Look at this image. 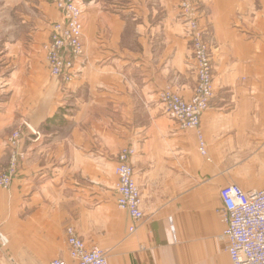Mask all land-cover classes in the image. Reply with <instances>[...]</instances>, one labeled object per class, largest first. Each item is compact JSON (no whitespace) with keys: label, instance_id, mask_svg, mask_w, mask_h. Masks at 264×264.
<instances>
[{"label":"crops","instance_id":"obj_1","mask_svg":"<svg viewBox=\"0 0 264 264\" xmlns=\"http://www.w3.org/2000/svg\"><path fill=\"white\" fill-rule=\"evenodd\" d=\"M81 1L84 55L66 80L43 47L61 17L52 1L0 0V175L17 154L0 186V264H72L70 226L110 264H233L220 191L264 188V0H194L213 64L206 156L162 101L197 84L180 0ZM124 147L144 211L132 233L117 204Z\"/></svg>","mask_w":264,"mask_h":264},{"label":"built area","instance_id":"obj_2","mask_svg":"<svg viewBox=\"0 0 264 264\" xmlns=\"http://www.w3.org/2000/svg\"><path fill=\"white\" fill-rule=\"evenodd\" d=\"M51 1L61 17L51 25L49 41L43 46L45 58L51 76L71 80L75 76L76 63L84 55L83 3L81 0ZM179 8L185 33L191 42L197 84L191 98L167 88L163 90L162 101L167 113L180 128L197 130L199 150L206 156V141L200 125L203 113L210 107L214 97L211 49L204 38L194 0H180ZM19 137V132L13 133L9 138L10 144L16 146ZM134 154L133 147L122 148L116 168L117 204L131 218L130 233L137 229L144 218L141 191L132 163ZM16 156V153L13 154L9 170L0 175V186L3 188H9L12 183L16 172ZM220 196L226 224L221 239L226 243L233 264H264V188L246 190L232 183L221 189ZM7 244V237L0 230V246ZM67 244L72 264H110L106 252L96 246L88 247L72 226L67 228ZM49 264L69 263L56 258Z\"/></svg>","mask_w":264,"mask_h":264},{"label":"rangeland","instance_id":"obj_3","mask_svg":"<svg viewBox=\"0 0 264 264\" xmlns=\"http://www.w3.org/2000/svg\"><path fill=\"white\" fill-rule=\"evenodd\" d=\"M55 7V6H54ZM56 8V7H55ZM253 178L247 177V176H243L240 178L239 182H241L243 184V186H247V183L249 181H251ZM261 181L264 179V177L259 178Z\"/></svg>","mask_w":264,"mask_h":264}]
</instances>
